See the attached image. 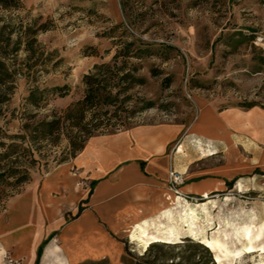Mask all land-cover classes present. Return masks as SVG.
<instances>
[{"label": "rangeland", "instance_id": "374dc122", "mask_svg": "<svg viewBox=\"0 0 264 264\" xmlns=\"http://www.w3.org/2000/svg\"><path fill=\"white\" fill-rule=\"evenodd\" d=\"M148 49L114 68L111 82L121 91L116 104L81 113L83 77L115 53ZM145 78L130 84L125 73ZM67 85L64 96L54 90ZM35 89V100H30ZM144 100L154 106L143 109ZM264 113V0H19L0 4V218L32 182L70 160L92 135L137 124L174 123L192 160L191 169L228 162L231 142L239 162L259 160L260 138L233 127L232 111ZM232 117V118H231ZM258 118L257 115H254ZM51 123V126L48 125ZM125 123V125H124ZM224 129V138L214 137ZM262 128V127H260ZM263 130V129H261ZM248 170H251L249 168ZM247 170H234L233 174ZM174 201L150 232L163 241L133 248L146 264H264V233L257 248L241 257H223L194 239L180 213L198 210L199 237L229 232L232 250L242 245L234 228L264 224V176H241L205 211L203 196ZM175 227L181 238L164 230ZM171 241V242H168Z\"/></svg>", "mask_w": 264, "mask_h": 264}, {"label": "crops", "instance_id": "0c3cea01", "mask_svg": "<svg viewBox=\"0 0 264 264\" xmlns=\"http://www.w3.org/2000/svg\"><path fill=\"white\" fill-rule=\"evenodd\" d=\"M232 114L233 127L261 137L264 113L248 109ZM221 127L214 137H226ZM181 131L178 124L160 122L90 136L70 160L54 166L10 203L0 218V264H36L44 241L39 264H135L133 248L141 245L132 232L140 226L150 232L174 201L185 199L169 183L170 170L183 175L182 194L199 196L225 191L241 176H264V152L259 160L239 162L235 142L228 151L232 171L222 165L191 169L187 141L174 150ZM203 199L205 211L217 201Z\"/></svg>", "mask_w": 264, "mask_h": 264}, {"label": "trees", "instance_id": "16d2710c", "mask_svg": "<svg viewBox=\"0 0 264 264\" xmlns=\"http://www.w3.org/2000/svg\"><path fill=\"white\" fill-rule=\"evenodd\" d=\"M19 0H0L1 5L12 6L16 4ZM148 52V49H130L129 45H126L122 49L118 50L113 56L110 62H102L100 64H96L94 66V70L88 74H85L83 77V82L85 85V94L81 100L76 103V107L81 113L86 112L87 110H95L104 108L109 105L116 104L119 99V95L121 91L115 90L116 84L111 82V78L113 77L114 68L118 67L117 70H122V66H118V60H125L131 56H135L138 58L143 57L144 53ZM121 79L128 80L130 84H143L145 83V78L142 76H136L130 72L125 73ZM67 88V85L56 86L54 90L59 91L61 96H64L63 90ZM35 89L31 91L29 96L30 100H35ZM154 106V101L152 100H144L143 109L151 108ZM51 126V123H48ZM125 125V123H124ZM125 128V126H123ZM108 132V131H107ZM91 136L89 133L88 138ZM83 147V146H82ZM81 147V148H82ZM234 181H230L228 185L230 186ZM82 207L79 208L77 214L73 215V217H77L81 212ZM45 243V241H44ZM43 243V244H44ZM43 244L39 247L37 252L36 264H39L40 258L42 255ZM135 264H141L139 261ZM151 264V263H146Z\"/></svg>", "mask_w": 264, "mask_h": 264}, {"label": "bare ground", "instance_id": "6f19581e", "mask_svg": "<svg viewBox=\"0 0 264 264\" xmlns=\"http://www.w3.org/2000/svg\"><path fill=\"white\" fill-rule=\"evenodd\" d=\"M221 134H223V132ZM202 195L208 198L210 197L209 193L206 191ZM180 218L183 222V225L188 227V230L194 234L192 235L194 239H200V241L205 244V246L211 248V250L215 252V258L219 262L222 261L223 257H241L245 253H251L255 251L257 248L255 243L261 239L262 234L264 233V224L258 227L257 230H255L252 224L236 226L234 228V234L241 243L242 247L238 248L237 250H232L227 243L230 233L227 232V230L222 229L221 226H219L216 232L219 233L223 231L222 236L215 235L212 237H199L196 233H194V227L199 218L196 207L192 205L186 207L184 211L180 213ZM164 232H166L167 237L170 239L182 237L179 236L180 232L175 229V227H169L168 229L164 230ZM131 236L133 237L134 241L138 242L139 245L144 246L145 248L150 247L153 243L163 241L159 238V235L149 232L144 226H140L138 230L133 231ZM261 250L264 252V247L261 248Z\"/></svg>", "mask_w": 264, "mask_h": 264}, {"label": "built area", "instance_id": "2783aa9c", "mask_svg": "<svg viewBox=\"0 0 264 264\" xmlns=\"http://www.w3.org/2000/svg\"><path fill=\"white\" fill-rule=\"evenodd\" d=\"M184 182V178H183V175L172 169L170 170L169 172V183L171 184L172 188L175 190L176 194L179 195V196H182L183 198L184 197H188L189 195H186V194H182L181 191H180V185ZM205 197V196H203Z\"/></svg>", "mask_w": 264, "mask_h": 264}]
</instances>
